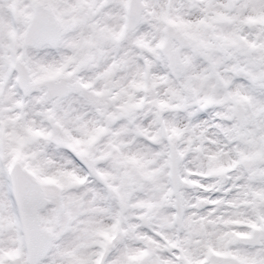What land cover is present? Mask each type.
I'll list each match as a JSON object with an SVG mask.
<instances>
[{
	"label": "snow or ice",
	"instance_id": "snow-or-ice-1",
	"mask_svg": "<svg viewBox=\"0 0 264 264\" xmlns=\"http://www.w3.org/2000/svg\"><path fill=\"white\" fill-rule=\"evenodd\" d=\"M0 264H264V0H0Z\"/></svg>",
	"mask_w": 264,
	"mask_h": 264
}]
</instances>
